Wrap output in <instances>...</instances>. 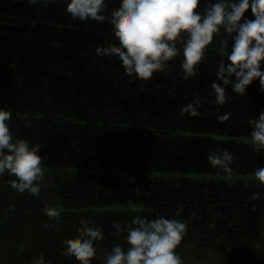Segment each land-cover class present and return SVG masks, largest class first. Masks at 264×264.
Masks as SVG:
<instances>
[{
	"label": "flooded vegetation",
	"instance_id": "1",
	"mask_svg": "<svg viewBox=\"0 0 264 264\" xmlns=\"http://www.w3.org/2000/svg\"><path fill=\"white\" fill-rule=\"evenodd\" d=\"M118 5L108 0L105 11ZM245 15L254 18L250 9ZM111 31L107 22L72 19L64 0H0V104L113 117L170 136L174 153L167 162L178 173L163 215L187 224L176 248L183 264H264V186L254 177L264 152L253 150L248 124L264 110L258 78L244 96L229 86L232 100L214 105L216 37L197 76L182 79L177 56L167 76L157 72L145 81L125 74L119 60L96 54L97 46L114 42ZM197 101L201 115H181L183 106ZM227 112L228 120H217ZM217 147L234 156L230 175L207 160Z\"/></svg>",
	"mask_w": 264,
	"mask_h": 264
},
{
	"label": "clouds",
	"instance_id": "2",
	"mask_svg": "<svg viewBox=\"0 0 264 264\" xmlns=\"http://www.w3.org/2000/svg\"><path fill=\"white\" fill-rule=\"evenodd\" d=\"M39 2L26 0L28 5ZM64 4L74 20L111 25L114 42L97 46L95 52L100 57L119 60L130 78L147 81L157 72L167 76L171 70L169 62L177 56H182L181 78L195 77L216 37V79L210 82L214 92L210 103L223 106L230 102L229 86L232 92L244 96L257 78L258 91L264 93V0H119L110 13L105 11L108 0H64ZM248 9L254 18L245 15ZM198 108L199 101L188 103L181 108V115L199 116ZM230 116V112L218 114L217 120L224 122ZM11 118V110L0 106V176L7 173L12 177L8 183L17 192L38 196L45 182L47 154L39 153L40 143L14 138L9 126ZM248 124L253 150L264 152V110L255 118L249 117ZM207 160L225 174L233 171L234 156L227 148L210 150ZM254 177L264 186V166L255 169ZM257 195L254 193L253 197ZM44 214L58 220L60 210L46 206ZM93 223L85 220L78 237L64 241L67 256L79 264H92L96 256L94 242L103 239L102 226H91ZM112 226L118 234L127 233L124 239L128 247L113 245L104 252L103 264H183L176 248L186 234V222L163 215L148 218L137 214L130 223L114 220ZM31 264L51 262L41 253Z\"/></svg>",
	"mask_w": 264,
	"mask_h": 264
},
{
	"label": "trees",
	"instance_id": "3",
	"mask_svg": "<svg viewBox=\"0 0 264 264\" xmlns=\"http://www.w3.org/2000/svg\"><path fill=\"white\" fill-rule=\"evenodd\" d=\"M6 108L14 138L40 143L39 153L47 159L38 196L17 192L8 183L12 177L0 176V264H31L41 253L51 264H79L67 256L64 241L77 238L85 220L102 226L92 264H103L113 245L128 247L127 233H116L114 220L123 224L137 214L163 215L178 173L167 162L174 153L170 136L113 117ZM46 206L60 210L58 220L44 214Z\"/></svg>",
	"mask_w": 264,
	"mask_h": 264
}]
</instances>
